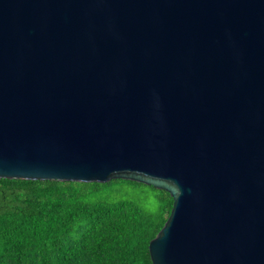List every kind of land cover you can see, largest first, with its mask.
<instances>
[{"label": "water", "instance_id": "95a60500", "mask_svg": "<svg viewBox=\"0 0 264 264\" xmlns=\"http://www.w3.org/2000/svg\"><path fill=\"white\" fill-rule=\"evenodd\" d=\"M0 179L152 186V264H264V0H0Z\"/></svg>", "mask_w": 264, "mask_h": 264}, {"label": "trees", "instance_id": "16d2710c", "mask_svg": "<svg viewBox=\"0 0 264 264\" xmlns=\"http://www.w3.org/2000/svg\"><path fill=\"white\" fill-rule=\"evenodd\" d=\"M171 207L165 191L120 179H0V264H152Z\"/></svg>", "mask_w": 264, "mask_h": 264}, {"label": "rangeland", "instance_id": "374dc122", "mask_svg": "<svg viewBox=\"0 0 264 264\" xmlns=\"http://www.w3.org/2000/svg\"><path fill=\"white\" fill-rule=\"evenodd\" d=\"M133 193H137V194H140L139 192H133ZM134 197H142V196H134Z\"/></svg>", "mask_w": 264, "mask_h": 264}]
</instances>
